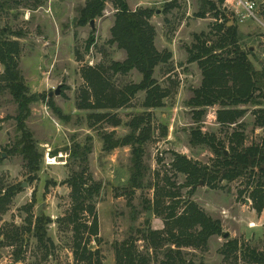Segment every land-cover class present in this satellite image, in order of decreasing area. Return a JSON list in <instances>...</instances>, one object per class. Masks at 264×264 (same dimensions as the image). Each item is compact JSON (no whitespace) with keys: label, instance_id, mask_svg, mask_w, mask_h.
I'll use <instances>...</instances> for the list:
<instances>
[{"label":"rangeland","instance_id":"obj_1","mask_svg":"<svg viewBox=\"0 0 264 264\" xmlns=\"http://www.w3.org/2000/svg\"><path fill=\"white\" fill-rule=\"evenodd\" d=\"M22 1V5L13 3L12 8L0 13V29L10 32L9 40L18 42L17 62L21 75L29 93L40 96V100L31 105L25 124L43 153V162L40 171L30 174L18 153L16 143L20 133L14 119L17 106L0 81V196L6 198L0 214V240L3 241L0 264H85L73 253V231L66 221L72 206L68 181L80 170L79 162L69 157L75 144L89 147L87 174L101 184L95 200L98 237L88 244L98 264H115L113 244L129 238L136 240L138 253L148 255L151 264H159L162 252L148 251L137 232L147 226L153 230L163 229V221L145 210L153 199L155 185L169 187L170 182L177 188L184 182V176L171 168L175 154L209 168L215 164V154L209 147L190 144L192 129L200 128L202 133L214 135L223 142L226 155L228 137L236 129L235 126L223 128L216 122L217 106L208 108L206 114L194 122L187 102L193 97L192 91L200 86L202 76L196 63L187 62V50L197 38L215 41L219 25L233 26L239 34L240 46L253 52L249 57L254 66L263 68L264 0H255V17L245 19L241 17L245 13L238 0L223 3L220 0H125L129 10L151 14L148 22L155 29V47L158 52L171 54L170 60L154 72L153 78L162 89L169 91V96L163 107L150 110L152 133L143 147L147 171L142 187L134 191L130 203L126 187L131 147L104 151L102 136L108 134L113 139L126 136L130 132V121L148 112L143 107L145 93L139 92L122 108L101 109L97 108L86 79L98 72L117 91L142 80L136 70L114 74L110 69L112 63L126 59L124 51L109 43L116 7L108 0L101 16L81 22L80 10L89 0H42L35 10L31 9V0ZM157 11L161 13L156 15ZM199 14H205L204 18L196 16ZM14 32L20 33V38L13 36ZM2 71L0 65V74ZM57 88L59 95L48 98ZM262 105L238 107L245 110L239 121L245 127L244 146L261 143L264 129L256 126L255 112L264 108V103ZM103 114H107L109 120H101L99 116ZM116 120L120 124L115 127L112 122ZM163 129H166L165 135ZM257 180L258 175L249 177L247 174L232 182L217 180L216 188L200 181L190 195L186 188L179 191L181 201L190 199L222 226L221 234L209 239L206 250L184 249L186 261L252 264L245 261L244 252L254 250L264 255V209L258 213L250 198ZM39 217H43L47 237L52 242V245L46 243L47 248L34 236ZM7 236L18 237V241L3 240ZM230 240L237 242L238 251L225 259L220 251Z\"/></svg>","mask_w":264,"mask_h":264},{"label":"trees","instance_id":"obj_2","mask_svg":"<svg viewBox=\"0 0 264 264\" xmlns=\"http://www.w3.org/2000/svg\"><path fill=\"white\" fill-rule=\"evenodd\" d=\"M31 1L33 2L32 10L41 6L42 0ZM107 1L89 0L80 10V21L87 22L101 16ZM109 1L116 7L109 43L115 44L126 54V59L122 63H112L110 69L114 74H127L136 70L141 74L142 80L139 84H132L117 91L107 84L98 72L94 73V77H86V79L95 96L97 108L101 109L122 108L139 92L145 93L143 107L148 112L130 121L128 124L130 132L120 139H113L108 134L102 136L104 151L120 146L131 147L130 177L126 187L128 189L126 197L130 203L134 191L142 187L147 171L143 162V147L150 140L152 133L149 121L150 110L163 107L164 100L169 96V91L162 89L153 78L154 72L159 65L166 64L170 60L171 54L158 52L156 49L155 29L148 22L151 17L148 11H131L125 0ZM21 2L23 1L0 0V13L7 8H12L13 3L22 5ZM223 2L224 0H220V3ZM27 5L24 4L25 7ZM215 14L219 17L216 10ZM196 16L204 18L205 14ZM216 32L218 36L215 41L197 38L196 43L187 50V62L196 63L202 76L201 84L192 91L193 97L189 99L187 106L192 108L196 123L206 114L208 108L217 106L216 122L223 128L235 126L236 129L228 137V155L224 153L223 142L216 140L214 135L202 133L200 128L192 129L190 144L209 147L215 154V164L209 168L183 155L175 154L171 168L177 174L184 176V182L177 188L170 182L167 184L169 187L155 185L153 199L147 203L145 210L163 221V229L153 230L147 226L137 232H140L148 251L162 252V261L159 264H193L192 261L185 260L183 250H206L209 239L212 236H219L222 232L220 221L204 213L190 199L181 201L179 191L183 188L188 189L190 195L200 181L211 188H216L217 180L232 182L247 174L249 177L258 175L250 198L253 209L258 213L264 209V136L260 144L244 146L245 127L239 121L245 115V110L238 108L241 105L263 106L264 67L257 69L254 66L249 57L253 52L240 46L239 34L233 26L225 27L221 24ZM9 33L5 29H0V65L3 68L0 81L17 106L14 118L17 131L20 133L16 143L17 151L23 157L29 173L35 174L40 171L43 153L39 151L25 123L30 116L31 105L40 100V96L29 93L18 67V42L9 40L7 38ZM12 35L16 38L21 36L17 32ZM255 114L256 126L264 129V108L257 109ZM99 118L109 120L107 114L100 115ZM119 124L118 120L112 122L115 127ZM163 134H166V129H163ZM89 153V147L81 144L73 145L69 151V157L79 162L80 170L73 173L68 181L72 206L66 221L73 231V253L77 260L85 264H98L96 254L89 250L88 244L98 237L95 200L100 194L101 184L87 174L86 164ZM247 184L250 186V180ZM4 197L0 196V214L4 210V201H6ZM179 208L181 212H178ZM87 218L90 221H86ZM43 222V217L37 218L34 236L47 248L46 243L52 245V242L47 237V229ZM3 240L16 242L18 237L7 236ZM2 242L0 240V246ZM135 242V239L129 238L121 243L113 244L115 264H151L148 255L137 252ZM237 251V242L230 240L223 245L220 253L225 259H229ZM243 258L252 264H264V255L254 250L244 252Z\"/></svg>","mask_w":264,"mask_h":264},{"label":"built area","instance_id":"obj_3","mask_svg":"<svg viewBox=\"0 0 264 264\" xmlns=\"http://www.w3.org/2000/svg\"><path fill=\"white\" fill-rule=\"evenodd\" d=\"M237 3L239 6L243 8L245 13L243 16H241L242 19L255 17V12H256L255 0H238ZM45 160H46V164H48L50 157L47 155Z\"/></svg>","mask_w":264,"mask_h":264},{"label":"water","instance_id":"obj_4","mask_svg":"<svg viewBox=\"0 0 264 264\" xmlns=\"http://www.w3.org/2000/svg\"><path fill=\"white\" fill-rule=\"evenodd\" d=\"M160 13H161L160 11H157V12H156V15H159ZM91 24H92V22H91ZM92 27H93V26H92ZM59 93H60V89L57 88L54 92H50V93L48 94V98L53 97V95L58 96ZM224 153L226 154V151H224ZM40 210H41V209H39V211H40Z\"/></svg>","mask_w":264,"mask_h":264}]
</instances>
